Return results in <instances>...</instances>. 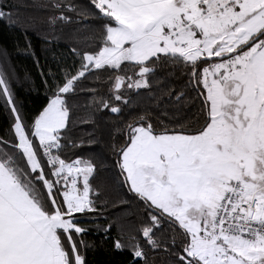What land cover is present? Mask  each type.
Masks as SVG:
<instances>
[{"label": "snow or ice", "instance_id": "6c2138e0", "mask_svg": "<svg viewBox=\"0 0 264 264\" xmlns=\"http://www.w3.org/2000/svg\"><path fill=\"white\" fill-rule=\"evenodd\" d=\"M0 24V264H93L101 233L119 264H264V0H0ZM33 37L68 55L45 70Z\"/></svg>", "mask_w": 264, "mask_h": 264}, {"label": "trees", "instance_id": "16d2710c", "mask_svg": "<svg viewBox=\"0 0 264 264\" xmlns=\"http://www.w3.org/2000/svg\"><path fill=\"white\" fill-rule=\"evenodd\" d=\"M18 33H13L11 30L7 29L3 24H0V45H7L9 50L12 51V43L15 36ZM22 42V41H21ZM33 45L36 50V54L40 59L41 65L45 66L47 70L48 65L55 64L53 56L60 57L61 55H68V45L65 41L61 40L59 43H54L50 46V51L42 50V43L36 37H33ZM12 63L15 65L17 73L21 76L23 80L24 73L27 72L31 75L32 80L35 81L34 84L20 82L17 86V95L18 98L24 101L28 109L38 107L43 104L45 101L44 89L39 87L40 76L36 66L33 63V59L28 55H16L13 52ZM92 85H86L85 88H89ZM114 120L116 117L109 116L105 114L100 117L101 132L98 135L101 137V145L108 140L109 128L107 127L106 122L108 120ZM6 120L3 115H0V127H6ZM101 145H98L96 148L91 149L94 151H100ZM107 174H102L101 179H103ZM101 234H92L89 236V239L95 241L96 246L93 251L89 253L93 264H119L124 258L125 254L113 253L110 250V242L101 244Z\"/></svg>", "mask_w": 264, "mask_h": 264}]
</instances>
